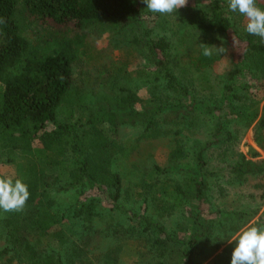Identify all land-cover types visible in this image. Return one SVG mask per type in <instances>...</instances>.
Instances as JSON below:
<instances>
[{"label":"trees","instance_id":"1","mask_svg":"<svg viewBox=\"0 0 264 264\" xmlns=\"http://www.w3.org/2000/svg\"><path fill=\"white\" fill-rule=\"evenodd\" d=\"M257 4L264 7V0ZM246 23L228 9L227 0H194L172 14L149 12L142 0H0V165L19 167L18 154L38 141L56 158L57 171L69 168V179H59L27 162L19 176L30 192L26 205L18 212L0 210V264H119L129 242L142 245L140 264H176L174 236L188 220L198 229L205 227L193 200H204L209 182L194 178L193 191L171 182L166 202L157 198L159 183L174 180L173 159L186 155L179 143L189 139L200 114L231 108L239 115L237 104L250 101L255 110L248 124L254 122L264 98V42L244 31ZM32 24L47 38L35 42L24 36ZM95 24L130 29L129 43L142 58L134 69L109 68L101 88L97 81L78 83L75 78L80 49L89 48ZM172 34L180 37L172 39ZM221 36L236 43L234 66L229 74L218 75L220 98H201L186 75L219 58L204 57L201 45L211 46ZM189 46L197 52L183 64L178 58ZM141 87H146L147 100L138 94ZM65 104L69 113L62 115ZM223 132L229 135L228 125L218 122L214 135ZM151 135L175 141L171 155L176 156L163 165L143 164V181L150 183L130 195L111 169L112 159L128 157ZM263 135L264 106L255 125V141L262 147ZM66 156L68 162L57 160ZM197 159L207 175L224 172L242 181L264 172V160L241 153L215 171L205 168L201 154ZM63 195L69 196L66 204ZM62 230L68 238L56 241ZM195 243L189 240L188 258Z\"/></svg>","mask_w":264,"mask_h":264},{"label":"rangeland","instance_id":"2","mask_svg":"<svg viewBox=\"0 0 264 264\" xmlns=\"http://www.w3.org/2000/svg\"><path fill=\"white\" fill-rule=\"evenodd\" d=\"M193 3L194 0H188L187 6ZM90 31V37L87 40L89 48L80 49L81 63L75 72L78 83L81 79L89 83L93 80L99 82V88H101V82L109 73V68L128 65V69H134L142 63L138 50L129 43L132 36L130 29H121L119 25L115 24H95L90 27ZM24 36L32 41L40 42L47 38L48 34L40 30L38 25L32 24L30 28L24 31ZM170 37L177 39L180 34L174 36L172 34ZM228 43L224 37H217L212 45L217 47L223 45L226 52L217 54L219 58L214 59L208 67L199 72H189L186 75L187 80L194 81L193 92L195 95L205 99L210 97V100L221 97L218 75L223 77L230 73L234 66V52L238 51L235 49L236 43L233 41L232 44ZM185 52H180L183 57L178 58L183 64L187 63L197 51L194 52L193 47L190 48L189 46ZM141 80L144 81L145 79ZM138 94L147 100L146 87H141ZM237 105L236 108L242 109L239 115L234 114L231 108H223L222 111L209 115L200 114L199 118L196 119V126L188 137L189 139L186 138L185 141L183 138L182 143H179V145H183V151L186 152V155L172 158L176 164L174 166L176 171L173 170L175 172L174 180L169 183H159L161 190L157 198L166 202L169 197L165 194L167 192L165 188L169 190L171 182L183 183L184 188L191 191L195 188L194 178L203 176L209 182L204 200L200 204L196 198L193 200V204L196 205L195 213H200V219L205 226L204 229L207 230L206 235H203V228L199 227L198 229V226L191 225L192 220H186L185 229L177 233L171 243V249L177 255L176 264H231L232 250L236 245L234 240L238 238L239 234L253 226L264 227V172L248 175L242 181L238 180V176L226 175L224 172L207 175L205 174L207 171H202L201 164L198 163L197 159L198 154H201L205 168L214 171L224 164L235 162L239 159L240 153L253 161L264 160V135L260 137L263 147L255 141V125L262 113L264 98L260 102L257 116L251 124L248 122L254 115L255 106H252L250 101ZM67 113H69V108L65 104L61 108V114L66 115ZM218 122L228 125L230 137L225 132L218 136L214 135ZM124 139L125 141L128 139L126 135ZM179 141L181 140L179 139ZM176 146L177 143L171 141L170 137L151 135L141 141L139 148L129 154L128 157L115 155L112 159L111 169L120 174L124 190L130 195H135L139 191V186L150 183L149 179L143 181V172H141L140 167L145 164L148 168V165L154 162L161 165L165 164L169 158L176 156L171 155V151ZM57 160L68 162L70 159L69 156H66ZM17 162L19 167L0 165V174L12 179L19 178L24 173L27 162H32L43 166L47 173H52L59 179H69L68 166L57 171V168L53 166L56 158L43 149L38 141L33 143L30 151L19 153ZM227 177H230L231 183L227 182ZM161 193L164 197L161 196ZM60 199L62 204L70 201L68 195H63ZM223 225L224 228L228 226L230 229L225 231ZM235 226L238 227L236 232L233 229ZM67 236L68 233L62 230L58 236L56 235V241L66 239ZM227 237L229 238L227 239ZM31 238L35 239V235ZM191 238L196 243L188 258L185 252L189 250ZM217 244L215 249L214 246ZM139 249H143L141 244L138 246L137 243L129 242L124 245L119 257V264H140Z\"/></svg>","mask_w":264,"mask_h":264},{"label":"clouds","instance_id":"3","mask_svg":"<svg viewBox=\"0 0 264 264\" xmlns=\"http://www.w3.org/2000/svg\"><path fill=\"white\" fill-rule=\"evenodd\" d=\"M149 12L172 14L186 7L188 0H142ZM228 9L246 18L244 31L264 42V7L257 0H227ZM202 55L211 58L214 54L225 53L223 45L202 44ZM30 192L26 183L17 178L0 177V210L18 212L26 205ZM231 254V264H264V227H250L242 231Z\"/></svg>","mask_w":264,"mask_h":264}]
</instances>
